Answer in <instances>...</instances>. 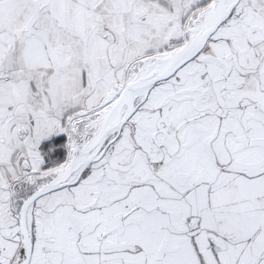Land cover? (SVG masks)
Returning a JSON list of instances; mask_svg holds the SVG:
<instances>
[{
	"label": "snow or ice",
	"instance_id": "6c2138e0",
	"mask_svg": "<svg viewBox=\"0 0 264 264\" xmlns=\"http://www.w3.org/2000/svg\"><path fill=\"white\" fill-rule=\"evenodd\" d=\"M0 264H264V0H0Z\"/></svg>",
	"mask_w": 264,
	"mask_h": 264
}]
</instances>
